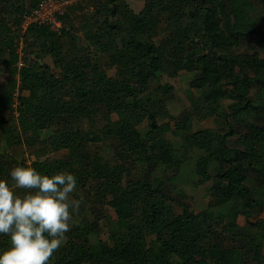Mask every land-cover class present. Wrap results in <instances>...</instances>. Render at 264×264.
<instances>
[{
    "label": "trees",
    "instance_id": "trees-1",
    "mask_svg": "<svg viewBox=\"0 0 264 264\" xmlns=\"http://www.w3.org/2000/svg\"><path fill=\"white\" fill-rule=\"evenodd\" d=\"M39 1L0 0V70L8 73L0 84V179L11 187V169L28 166L17 148L37 146L61 153L33 161L39 173L77 178L81 204L50 264H264V1L145 0L136 13L127 0H92L85 23L93 31L83 43L63 40L64 28L58 35L31 25L19 68L11 29ZM47 55L58 73L40 63ZM181 72L196 75L194 114L214 127L179 132L159 122L169 98L160 78ZM155 84L164 94L152 98ZM16 103L12 119L6 112ZM97 120L98 131L84 127ZM189 167L194 186L210 183L209 201L177 213L175 195L186 194L175 183ZM85 189L116 219L91 207ZM9 247L0 234V254Z\"/></svg>",
    "mask_w": 264,
    "mask_h": 264
},
{
    "label": "clouds",
    "instance_id": "clouds-1",
    "mask_svg": "<svg viewBox=\"0 0 264 264\" xmlns=\"http://www.w3.org/2000/svg\"><path fill=\"white\" fill-rule=\"evenodd\" d=\"M10 176L11 187L0 179V234L10 237L0 264H50L81 204L73 196L77 178L67 171L41 174L30 163L12 168ZM16 188L29 191L21 196Z\"/></svg>",
    "mask_w": 264,
    "mask_h": 264
},
{
    "label": "rangeland",
    "instance_id": "rangeland-1",
    "mask_svg": "<svg viewBox=\"0 0 264 264\" xmlns=\"http://www.w3.org/2000/svg\"><path fill=\"white\" fill-rule=\"evenodd\" d=\"M91 1L92 0H77L76 3H74V4L78 3L77 5L84 3V5H81V7L79 6L80 8L72 12L70 14L69 20L68 19L67 21L64 20L63 28L64 30H66V32H69V34L64 35V33H61L63 30L62 28L60 33L62 35L63 40H67L68 38H71V37H76L80 43H83L86 32L89 29L93 31V29L85 23V17L87 15H91V13L93 12V6L91 5ZM127 2L134 12L139 13L144 7L145 0H127ZM260 16H263V20H264V12L262 10L260 11ZM11 32L13 36H18L17 38L15 37L16 38L15 41L17 42V49L22 47L24 50L25 49L27 50V41H28L27 39L28 38L26 37V34L24 36L22 43H20V39H19L21 37L20 29L16 30V28L13 27L11 29ZM60 33H58V35ZM92 49H98V47L93 46ZM26 56H27V52H25L22 58L24 60V63L26 62L25 61ZM40 63L49 65L54 73H58L60 71L59 68L54 65L53 58L50 55H47L44 58H42L40 60ZM7 81H8V73L5 69V66H2L0 70V84H5L7 83ZM159 83L162 84L161 86H166V85L169 86V91L167 93L169 98L167 100L166 109L160 116V121H159L160 123H169L173 131L176 130L179 132H184V131L194 132L200 129L214 127L213 118H204L202 114H198V113L194 114L195 111L192 107L191 98L194 94H196V91L198 90L199 85H200L194 73L181 72L180 75L177 77H170L168 75H163L160 78ZM157 86L158 84H155L153 88L149 89L147 92V94L150 95L152 98H157L164 94V92H162L163 90ZM16 93H18V91ZM17 104L18 103L15 104L14 106L15 108H13V110H11L10 112H6V115L8 117L12 115L16 117L18 115L16 111ZM187 114H189V116L185 121H179ZM13 116H12V119H13ZM101 123L102 121L100 120L91 122L90 124L85 122L84 127L86 129L98 131L99 128H101L102 126ZM167 137L172 142L178 145L181 144L182 142L180 137L176 135L175 133H173L172 131L167 134ZM4 146L6 145L0 144V148H3ZM103 147L105 151H108V147H105V146ZM13 148L14 147H11V146L9 147L8 149L9 153H13V154L15 153V149L13 150ZM17 149H18V152L16 155H21V157H23V159L28 164L29 163L31 164L33 161H35L39 157L41 161H44L49 158L61 157V153H55V152H50L49 154L47 153L43 155L41 153L42 152L41 146H37V148L36 149L34 148V150L29 149V148H23L21 150L19 148ZM38 153L40 155H38ZM192 169H193L192 167L191 168L189 167L188 171L182 173L181 175L182 177H180L179 180L175 183L176 186L179 189H182L183 192L186 194V196L184 197L175 195L176 199L181 203V206L176 205L177 213H181L182 207L184 206L191 207L195 211H198L200 209L205 208L209 201V194L207 193V187L210 186V183H208L205 186L204 185L197 186V187L194 186L193 180L191 178L193 177ZM82 193H83L82 195L86 197V201L91 207L97 205L100 208H103V212H105L106 214H109L113 219H116V215L112 209L106 206L104 207V206H100L94 203L95 197L93 195L92 190L85 189L82 191ZM260 217L264 219V212L260 215ZM241 222H244V220L242 219ZM102 228L103 230L99 238L106 241L109 238V233L106 227L104 226L103 222H102ZM97 239L98 238L96 236H92L93 241H96ZM65 242L66 240L63 242V244Z\"/></svg>",
    "mask_w": 264,
    "mask_h": 264
},
{
    "label": "built area",
    "instance_id": "built-area-1",
    "mask_svg": "<svg viewBox=\"0 0 264 264\" xmlns=\"http://www.w3.org/2000/svg\"><path fill=\"white\" fill-rule=\"evenodd\" d=\"M76 1L77 0H40L37 6L24 16V20L20 27V43H22L24 36L31 25L47 26L53 32L60 33L64 27V17L69 8L76 3ZM16 51L19 55L17 65L20 68L25 64L22 59L25 50L20 47Z\"/></svg>",
    "mask_w": 264,
    "mask_h": 264
}]
</instances>
